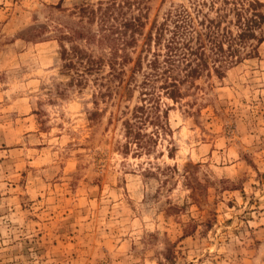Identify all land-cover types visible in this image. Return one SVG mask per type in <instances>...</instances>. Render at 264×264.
Returning <instances> with one entry per match:
<instances>
[{"label": "rangeland", "instance_id": "rangeland-1", "mask_svg": "<svg viewBox=\"0 0 264 264\" xmlns=\"http://www.w3.org/2000/svg\"><path fill=\"white\" fill-rule=\"evenodd\" d=\"M100 1L0 0V264H264V23L223 77L184 83L177 101L156 82V119L142 73L126 83L133 62L101 97L68 85L52 33L29 38ZM142 1L144 35L179 7L224 6ZM141 104L135 152L122 122Z\"/></svg>", "mask_w": 264, "mask_h": 264}, {"label": "trees", "instance_id": "trees-1", "mask_svg": "<svg viewBox=\"0 0 264 264\" xmlns=\"http://www.w3.org/2000/svg\"><path fill=\"white\" fill-rule=\"evenodd\" d=\"M222 2L224 6L219 8L209 2L206 12L203 7L207 2L192 3L194 14L179 7L168 12L161 23L153 20L145 35L146 10L142 0L82 4L63 10L66 15L42 25L36 32L32 30L29 38L52 33L51 37L59 47L61 74L69 77L68 85L79 89L92 85L101 97L110 95L108 83H114L115 79L122 83L125 66L133 62L126 83L135 81L136 72L142 73V81L137 86L139 95L156 105L157 119L159 114L165 117L166 110H159L153 99L156 82L159 81L157 88L164 97L177 101L184 83L198 79L204 73L213 72L223 77L226 67L243 59L242 50L249 42L258 44L263 41L262 35L256 31L264 23V13L258 9L261 3L251 1L246 6L234 1L226 9L228 0ZM213 10L215 16L212 18L209 11ZM230 12L234 18L228 20ZM140 38L143 42L133 60ZM251 50L244 56H249ZM142 59H147L144 71L141 69ZM151 111L152 107L141 104L131 112L133 122L131 119L122 122L126 149L129 145L137 148L135 152L146 149V142H142L146 134L142 133L140 126L143 125V116L148 118Z\"/></svg>", "mask_w": 264, "mask_h": 264}]
</instances>
